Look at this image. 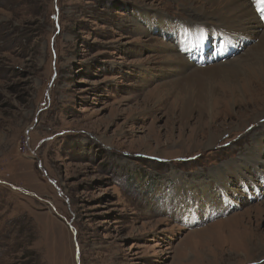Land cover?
Here are the masks:
<instances>
[{
	"label": "rangeland",
	"instance_id": "374dc122",
	"mask_svg": "<svg viewBox=\"0 0 264 264\" xmlns=\"http://www.w3.org/2000/svg\"><path fill=\"white\" fill-rule=\"evenodd\" d=\"M249 9L228 39L191 0H0V264H264V19ZM214 65L220 113L183 118L176 70Z\"/></svg>",
	"mask_w": 264,
	"mask_h": 264
},
{
	"label": "bare ground",
	"instance_id": "6f19581e",
	"mask_svg": "<svg viewBox=\"0 0 264 264\" xmlns=\"http://www.w3.org/2000/svg\"><path fill=\"white\" fill-rule=\"evenodd\" d=\"M251 1L252 0H230L228 5L234 6L236 9H238L239 11L238 13H240V15L248 16L249 13H251L252 15H255L252 13L254 10L249 9V6L251 5ZM198 2H200L201 4L204 3L205 5L210 4L211 6H215V11L217 13L215 17L220 18V20L218 22H214V20H212V22H214V26L216 27L217 30L224 32L228 36V39L236 38L240 36V33L245 28V26L240 23V20L238 19L239 18L238 13L229 15V14H223L221 12V10H223L221 9V4L223 0H191L192 4L198 3ZM227 10L229 12L234 9L227 8ZM206 18H209V17L206 16ZM201 36L202 35H197L196 37H201ZM259 40L260 42L256 49V53H252V56H255L260 51L264 52V32H263V36ZM262 60L264 61V57ZM214 67L215 65L211 66L210 69H206L203 71H197L191 74H183V73H180L178 70H176L175 77L171 79L168 86H169L170 91L174 90L176 92V95H175L176 99L174 102L176 106L180 108L183 118H186L188 120V118L192 115L195 109H199L200 111H202L203 109H206L210 111L211 113L219 110V107H217L216 110H213L212 108L213 103H211L210 102L211 100H209L214 90V86L212 82H213L214 77H216V73H217V70L213 69ZM219 68H220L221 74L227 80L234 79V81H236V78L238 77V75L240 73L242 74L243 72V69L241 68L239 64L224 65ZM170 91H165V93L158 92V94H160L158 98H160L161 100L158 101L157 109H161L162 104H163L162 102L163 96L164 97L170 96L171 95ZM210 94L211 96L209 97ZM214 104L219 105L220 100H216ZM216 137H217L216 134L211 133L210 138L207 143L211 144L216 139Z\"/></svg>",
	"mask_w": 264,
	"mask_h": 264
},
{
	"label": "snow or ice",
	"instance_id": "6c2138e0",
	"mask_svg": "<svg viewBox=\"0 0 264 264\" xmlns=\"http://www.w3.org/2000/svg\"><path fill=\"white\" fill-rule=\"evenodd\" d=\"M255 11L259 14L260 19H264V0H252Z\"/></svg>",
	"mask_w": 264,
	"mask_h": 264
},
{
	"label": "water",
	"instance_id": "95a60500",
	"mask_svg": "<svg viewBox=\"0 0 264 264\" xmlns=\"http://www.w3.org/2000/svg\"><path fill=\"white\" fill-rule=\"evenodd\" d=\"M68 225H69V228L73 231L74 236H75L74 240H75V245H76V258L79 259L80 249H79V244L76 239V230H74L71 222H68Z\"/></svg>",
	"mask_w": 264,
	"mask_h": 264
}]
</instances>
